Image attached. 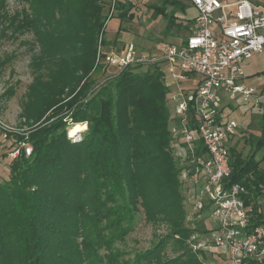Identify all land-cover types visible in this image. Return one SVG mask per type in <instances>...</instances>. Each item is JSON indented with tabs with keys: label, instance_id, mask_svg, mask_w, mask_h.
Segmentation results:
<instances>
[{
	"label": "trees",
	"instance_id": "obj_1",
	"mask_svg": "<svg viewBox=\"0 0 264 264\" xmlns=\"http://www.w3.org/2000/svg\"><path fill=\"white\" fill-rule=\"evenodd\" d=\"M18 1L23 7L10 14L6 0H0L1 34L64 37L71 51L81 38L90 49V64L76 86L68 89L73 96L50 104L57 113L25 137L16 136L13 150L18 154L7 165L8 179L0 183V264H82L102 247L123 241L139 211L145 221L168 225L180 249L189 233L194 245L201 235L209 236L211 227H205L203 218L190 222L186 217L185 204L191 203L183 174L190 166L174 154L181 144L171 133L170 88L160 66L125 67L110 81L97 82L87 95L93 82L92 77L87 81L89 75L110 67L106 61L95 64V36L111 18H106L110 5L100 0ZM183 1L162 0L151 8L163 15L167 6L172 7L170 26L181 28L185 24L177 22L176 12L183 11ZM116 3L117 9L124 7L116 17L130 21L133 4ZM81 97L84 100L77 102ZM261 114L260 136L250 151L242 156L240 140L231 146L227 178L244 187L243 199L252 208L255 224L264 223V105ZM77 123H85L86 129L72 140L68 129ZM24 141L30 143L28 155L22 146L17 148ZM166 237L137 253L133 264H203L199 248L192 252L186 247L175 257L162 259L169 243ZM113 257L109 264H128ZM213 258L216 264H225Z\"/></svg>",
	"mask_w": 264,
	"mask_h": 264
},
{
	"label": "built area",
	"instance_id": "obj_2",
	"mask_svg": "<svg viewBox=\"0 0 264 264\" xmlns=\"http://www.w3.org/2000/svg\"><path fill=\"white\" fill-rule=\"evenodd\" d=\"M186 1L196 15L185 23L189 33L179 43H166L157 52L124 43L105 53L106 64L118 71L157 64L164 71L166 86L176 89L175 94L170 91L171 133L187 148L190 168L183 177L190 184L188 199L197 215L205 211L214 223L210 244L204 245L225 264H264V223H253L244 187L227 180L229 150L240 126L230 113L241 104H262L263 91L245 81L242 63L253 54L264 56V5ZM0 130L5 136L1 120ZM23 148L28 155L30 146Z\"/></svg>",
	"mask_w": 264,
	"mask_h": 264
},
{
	"label": "rangeland",
	"instance_id": "obj_3",
	"mask_svg": "<svg viewBox=\"0 0 264 264\" xmlns=\"http://www.w3.org/2000/svg\"><path fill=\"white\" fill-rule=\"evenodd\" d=\"M102 1L110 5V9H106L109 11L106 18L110 16L111 18L107 22L105 19L106 26L102 27L98 35L95 36L97 38L95 64L105 63V53L113 48H120L124 43H134L142 51L157 52L166 43H179L189 33L185 26L181 28L170 26L169 12L172 7L167 6L163 15L153 13L151 6L160 5L162 0H122L125 6L128 2L133 4L131 10L133 17L130 21L120 20L116 17L119 11L124 10V7L117 9L116 1L100 0L99 3ZM183 2L185 7L183 11H177L176 16L177 22L185 24L191 22V19L196 15V10L186 0ZM260 3H264V0ZM22 7L23 4L18 0H6L5 10L10 14ZM71 50L72 48L64 37L54 40L46 37L38 39L28 32L18 33L15 37L0 33V120L7 130L5 137L0 130V183L8 179L7 165L18 154L17 149L13 150L16 147V136L25 137L29 130L35 129L54 113H57V109L49 107L54 101L57 100L56 104H58L62 102V99L69 100L73 96V94H69L68 89L71 86H76L81 71L90 64L87 59L90 49L79 38L74 46V51ZM137 68L144 69L145 67L137 66ZM242 69L246 75L245 81L255 85L258 91H263L261 105L250 107V105L241 104L230 113V117L240 124L237 140H240L239 149L242 156H245L259 138L261 131V110L264 105V56L253 54L251 58L243 61ZM117 73V69L108 67L98 75H89L87 81L92 77L93 82L87 88V95L97 82L104 79L110 81ZM84 81L82 80L77 87ZM170 91L171 94L176 93L174 87ZM82 100L84 99L81 97L77 102ZM43 106L46 108L41 111L40 108ZM79 134L72 136L68 132L67 136L73 140L78 139ZM22 144H18L17 148L20 149L25 145L30 146L27 141ZM175 150L176 158L179 160V156H181V160L185 163L187 148L177 145ZM2 154H5L4 158L1 157ZM259 154L260 152L257 153V155ZM183 182L185 194L188 197L190 184L184 177ZM185 206L187 220L192 222L203 218L205 227L213 226L214 223L210 221L209 216H206L208 213L203 211L202 215H197L191 204L186 202ZM187 228L190 229L192 226H187ZM170 232L168 225L145 221L142 211H139L135 216L134 228L123 241H115L107 249L102 247L97 250L98 255H94L82 264H109L116 252L121 255L120 257L116 256L120 262L127 260L128 264H133L137 260L135 258L137 253L151 247L164 236H168L166 240L169 243L161 253L162 259L173 258L188 247L192 252L198 248L202 250L203 264L217 263L213 257L218 258V256L210 253V250L204 245V243L210 244V234L209 236L201 235L199 237L200 245L195 248L194 235L189 233L188 241H185V246L180 249V246L177 245V248L174 243L177 235ZM77 240L80 242L82 239L77 238ZM108 255L109 257H107ZM116 257H113L115 262Z\"/></svg>",
	"mask_w": 264,
	"mask_h": 264
},
{
	"label": "bare ground",
	"instance_id": "obj_4",
	"mask_svg": "<svg viewBox=\"0 0 264 264\" xmlns=\"http://www.w3.org/2000/svg\"><path fill=\"white\" fill-rule=\"evenodd\" d=\"M84 129H86V124L77 123V124H73L68 129V132H69L70 135L74 136V135H77L79 132L83 131Z\"/></svg>",
	"mask_w": 264,
	"mask_h": 264
},
{
	"label": "crops",
	"instance_id": "obj_5",
	"mask_svg": "<svg viewBox=\"0 0 264 264\" xmlns=\"http://www.w3.org/2000/svg\"><path fill=\"white\" fill-rule=\"evenodd\" d=\"M250 1L255 3V4L264 5V3H260V1H262V0H250Z\"/></svg>",
	"mask_w": 264,
	"mask_h": 264
}]
</instances>
